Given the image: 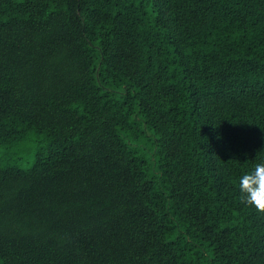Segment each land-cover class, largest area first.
<instances>
[{"label":"trees","instance_id":"trees-1","mask_svg":"<svg viewBox=\"0 0 264 264\" xmlns=\"http://www.w3.org/2000/svg\"><path fill=\"white\" fill-rule=\"evenodd\" d=\"M0 149V264H264V0H0Z\"/></svg>","mask_w":264,"mask_h":264},{"label":"clouds","instance_id":"clouds-1","mask_svg":"<svg viewBox=\"0 0 264 264\" xmlns=\"http://www.w3.org/2000/svg\"><path fill=\"white\" fill-rule=\"evenodd\" d=\"M3 151L0 149V153ZM237 182L242 199L264 210V157L257 159L250 170L237 177Z\"/></svg>","mask_w":264,"mask_h":264},{"label":"rangeland","instance_id":"rangeland-1","mask_svg":"<svg viewBox=\"0 0 264 264\" xmlns=\"http://www.w3.org/2000/svg\"><path fill=\"white\" fill-rule=\"evenodd\" d=\"M35 145L27 142L24 143L18 147H13L9 150L10 154H13L14 156H18L21 158L19 160V165L24 167V168H29L33 165L34 163V153H35ZM3 155V152L0 153V157Z\"/></svg>","mask_w":264,"mask_h":264}]
</instances>
